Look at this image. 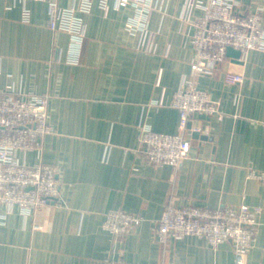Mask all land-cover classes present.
<instances>
[{"label":"crops","instance_id":"1","mask_svg":"<svg viewBox=\"0 0 264 264\" xmlns=\"http://www.w3.org/2000/svg\"><path fill=\"white\" fill-rule=\"evenodd\" d=\"M73 2L58 0L64 7ZM22 3L0 0V89L12 85L49 95L53 130L40 150L21 157L55 166L60 187L56 201L28 216L0 203V213L9 211L0 224V264H234L227 241L213 246L189 235L158 242L156 220L169 199L209 208L260 205L245 264H264V181L246 177L248 168L264 170V51L248 50L241 63L226 55L212 75L198 78L222 114H194L185 131L188 157L177 166H155L134 149L141 121L155 131H177L179 112L171 99L181 78L191 74L194 54L182 35L185 0H163L161 10L151 12L149 52L138 48L140 35L124 27L131 7L116 8L108 0L103 10L95 0L82 14L86 34L78 63L66 61L68 34L47 26V3L24 0L26 22ZM259 8L264 27V0H237L240 13ZM226 72L243 79L228 82ZM112 208L140 214L143 221L113 239L102 228Z\"/></svg>","mask_w":264,"mask_h":264},{"label":"built area","instance_id":"2","mask_svg":"<svg viewBox=\"0 0 264 264\" xmlns=\"http://www.w3.org/2000/svg\"><path fill=\"white\" fill-rule=\"evenodd\" d=\"M40 1L48 6L47 26L53 31L68 34L66 61L78 63L86 34L82 14L90 11L95 0H73V4L67 7L60 6L58 0ZM96 1L101 9L108 8V0ZM162 1L115 0L116 8L129 6L133 9L124 27L129 33L140 35L138 48L141 50L149 52L153 49L154 32L148 29V21L152 11L161 10ZM22 2L21 20L26 22L29 21L30 10L24 0ZM184 7L182 35L191 43L194 54L190 61L191 74L181 78L171 99V105L179 112L177 131H155L149 123L141 121L134 149L155 166H177L188 157L190 141L185 131L194 114H222L219 101L198 87V78L215 72L226 59L227 47L239 50L240 55L250 49L264 51L263 8L240 13L236 9L237 0H185ZM193 9L199 12L193 15ZM146 37L148 40L144 42ZM242 79L240 73H225L228 82H240ZM48 98L47 93H25L12 85L0 89V203L8 210L17 207L23 216L56 201L59 196L56 167L41 162L28 164L21 157L30 150H40L44 136L53 130L48 120ZM246 177L264 181V170L248 168ZM261 209L260 205L244 202L209 208L178 204L169 199L156 220L154 233L162 244L169 239L189 235L203 237L213 246L227 241L233 249L234 264H245L248 251L256 240L257 217ZM7 212L0 213V224L4 223ZM142 221L140 214L112 208L104 213L102 228L113 239H120ZM38 227L34 224V228Z\"/></svg>","mask_w":264,"mask_h":264},{"label":"water","instance_id":"3","mask_svg":"<svg viewBox=\"0 0 264 264\" xmlns=\"http://www.w3.org/2000/svg\"><path fill=\"white\" fill-rule=\"evenodd\" d=\"M226 55L230 56L231 57V61L234 62V63H241V60H239V56H240V51L237 50V49H234L232 47H227V50H226ZM234 70L237 71V68H235Z\"/></svg>","mask_w":264,"mask_h":264}]
</instances>
